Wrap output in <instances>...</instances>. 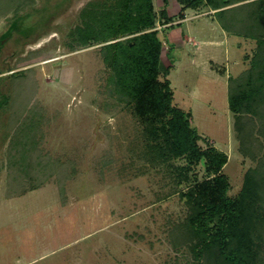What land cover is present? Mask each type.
<instances>
[{"label":"rangeland","instance_id":"rangeland-1","mask_svg":"<svg viewBox=\"0 0 264 264\" xmlns=\"http://www.w3.org/2000/svg\"><path fill=\"white\" fill-rule=\"evenodd\" d=\"M87 1L35 0L0 16V264H191L186 244L171 233L187 212L183 184L167 163L150 161L141 121L107 96L99 44L77 45L69 35ZM153 3L158 14L163 0ZM178 5L168 0V14ZM181 16L156 27L162 64H171L172 102L191 112L202 148L227 154L222 171L233 196L264 151V119L246 115L255 157L244 155L227 104L228 76L249 67L256 42H227L233 34L208 25L206 7ZM31 115L35 127L25 124L33 155L58 168L34 172L42 184L17 193L10 157L30 144L22 143L20 120ZM194 172L202 178L203 166Z\"/></svg>","mask_w":264,"mask_h":264},{"label":"trees","instance_id":"trees-1","mask_svg":"<svg viewBox=\"0 0 264 264\" xmlns=\"http://www.w3.org/2000/svg\"><path fill=\"white\" fill-rule=\"evenodd\" d=\"M175 1L179 4L177 16L186 9L206 7L222 30L255 40L249 67L227 80V104L233 112L239 149L255 157L249 145L254 122L246 115L264 119V0ZM34 2L0 0V16ZM163 3L157 14L153 0H88L69 35L77 45L99 44L108 69L107 96L129 108L141 121L150 161L167 163L177 183L183 184L179 194L187 212L171 233L186 244L191 264H264V151L256 166L245 171L238 192L228 195L230 183L222 171L227 154L213 145L202 148L198 144L201 135L191 124V112L172 102L173 90L167 78L171 64H162L163 43L156 27L158 21L161 25L171 23L176 14H168V0ZM2 103L5 101L0 106ZM27 119L32 128L36 120L32 115L20 120L22 143L29 144L32 135L26 129ZM260 131L264 136V123ZM29 145L14 149L10 157V172H14V179L20 178L17 193L42 184L45 178L34 177V172L47 174L58 165H43L44 156L33 155L35 144ZM173 159L184 162L174 164ZM198 164L203 166L202 178L194 172ZM26 174L30 181L24 185Z\"/></svg>","mask_w":264,"mask_h":264},{"label":"crops","instance_id":"crops-1","mask_svg":"<svg viewBox=\"0 0 264 264\" xmlns=\"http://www.w3.org/2000/svg\"><path fill=\"white\" fill-rule=\"evenodd\" d=\"M178 7H179V5H178ZM200 22H201V21H200ZM202 23H204V21H202ZM206 23H207L208 25H213L214 28H215V30H216V25H218V24H217V22H216L215 20L213 21V19H211L210 22H206ZM210 28H211V27H210ZM221 30H222V29H221ZM222 31H223V30H222ZM186 37H187V38H190V37L192 38L193 36L191 35L190 37H188V36H186ZM209 37H210V39H211L212 37L214 38V36H212V37L209 36ZM231 37H233V38L235 37V38H236V37H241V36H237V35H229V36H228V40H227V42H228V41H229V42L231 41V39H232ZM216 38H218V37L216 36L215 39H216ZM209 41L211 42V40H209ZM209 41H208V42H209ZM213 43H214V42H213ZM230 44H231V43H230ZM212 45H216V44H212ZM214 47H215V46H214ZM161 58H162V57H161Z\"/></svg>","mask_w":264,"mask_h":264}]
</instances>
